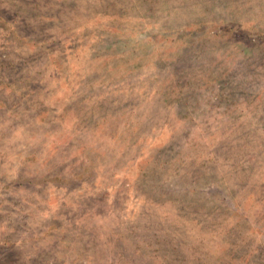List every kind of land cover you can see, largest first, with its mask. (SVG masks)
Listing matches in <instances>:
<instances>
[{
	"label": "rangeland",
	"instance_id": "obj_1",
	"mask_svg": "<svg viewBox=\"0 0 264 264\" xmlns=\"http://www.w3.org/2000/svg\"><path fill=\"white\" fill-rule=\"evenodd\" d=\"M0 264H264V0H0Z\"/></svg>",
	"mask_w": 264,
	"mask_h": 264
},
{
	"label": "trees",
	"instance_id": "obj_2",
	"mask_svg": "<svg viewBox=\"0 0 264 264\" xmlns=\"http://www.w3.org/2000/svg\"><path fill=\"white\" fill-rule=\"evenodd\" d=\"M240 39H242L243 43L249 44V45L255 44L256 42V41L254 42L253 39L251 40L248 35L246 36L244 35V37Z\"/></svg>",
	"mask_w": 264,
	"mask_h": 264
}]
</instances>
